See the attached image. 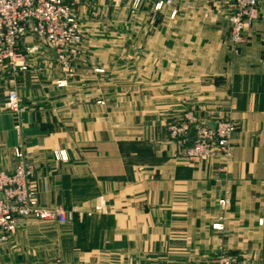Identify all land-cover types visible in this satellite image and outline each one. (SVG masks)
<instances>
[{
  "label": "crops",
  "instance_id": "1",
  "mask_svg": "<svg viewBox=\"0 0 264 264\" xmlns=\"http://www.w3.org/2000/svg\"><path fill=\"white\" fill-rule=\"evenodd\" d=\"M164 2L113 10L126 20L70 50L72 74L37 38L26 71L0 67V172L20 149L40 202L72 212L0 235V264H264V0L237 51L232 0ZM190 110L236 124L230 161L174 159L166 127Z\"/></svg>",
  "mask_w": 264,
  "mask_h": 264
},
{
  "label": "built area",
  "instance_id": "2",
  "mask_svg": "<svg viewBox=\"0 0 264 264\" xmlns=\"http://www.w3.org/2000/svg\"><path fill=\"white\" fill-rule=\"evenodd\" d=\"M91 0H0V67L26 71L21 47L29 38H37L53 49L58 60L69 70L68 52L83 43L79 9ZM228 16L231 41L237 51L246 39V32L259 20V0H232ZM141 0L134 1V9ZM72 73V70H69ZM6 109L12 113L24 112L19 94L11 90ZM175 145L174 159L194 163L210 158L228 162L233 156V138L237 132L234 122L210 120L196 112L185 111L180 118L166 127ZM193 133V134H192ZM18 160L12 173L0 172V235H9L24 229L32 219L67 224L72 212L63 207L42 204L32 185L34 167L20 149L15 150ZM227 204L226 200L220 202ZM99 208L103 209L100 205ZM264 229V215L258 221ZM222 264H227L225 260Z\"/></svg>",
  "mask_w": 264,
  "mask_h": 264
},
{
  "label": "rangeland",
  "instance_id": "3",
  "mask_svg": "<svg viewBox=\"0 0 264 264\" xmlns=\"http://www.w3.org/2000/svg\"><path fill=\"white\" fill-rule=\"evenodd\" d=\"M134 1L135 0H91V2L85 3L79 9V20H80L83 40L85 39L86 36H88V38L89 37L91 38H98V37L114 38L115 36H113V34H116L115 32L116 28L114 26L115 18L120 17L126 20L127 16L126 15L125 16L115 15L113 10L130 7L133 11H138L141 7L150 5L149 3L150 0H141L140 7L138 9H134V6H133ZM164 3H165L164 0H157V3L155 4L156 10H160L163 7ZM83 7L87 8L86 9L87 11L82 21L81 10L84 9ZM105 8L111 9V11H108L109 14L104 15ZM175 16H176L175 13L172 14V17H175ZM104 21L107 22L108 28L110 27L109 25L111 24V30H112L111 32L105 33V32L99 31L100 30L99 26L102 24L101 22H104ZM58 62L61 65L63 70H66L68 72L69 70H72V73H73V69L71 65H70L71 69L68 70L59 60ZM61 85L62 84L60 83V86Z\"/></svg>",
  "mask_w": 264,
  "mask_h": 264
},
{
  "label": "water",
  "instance_id": "4",
  "mask_svg": "<svg viewBox=\"0 0 264 264\" xmlns=\"http://www.w3.org/2000/svg\"><path fill=\"white\" fill-rule=\"evenodd\" d=\"M193 134V133H192Z\"/></svg>",
  "mask_w": 264,
  "mask_h": 264
}]
</instances>
